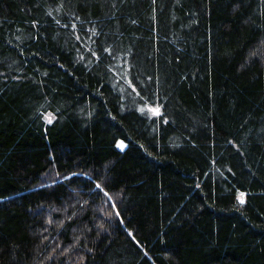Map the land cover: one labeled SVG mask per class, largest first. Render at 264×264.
Returning <instances> with one entry per match:
<instances>
[{"label": "trees", "instance_id": "16d2710c", "mask_svg": "<svg viewBox=\"0 0 264 264\" xmlns=\"http://www.w3.org/2000/svg\"><path fill=\"white\" fill-rule=\"evenodd\" d=\"M0 264H264V0H0Z\"/></svg>", "mask_w": 264, "mask_h": 264}, {"label": "snow or ice", "instance_id": "6c2138e0", "mask_svg": "<svg viewBox=\"0 0 264 264\" xmlns=\"http://www.w3.org/2000/svg\"><path fill=\"white\" fill-rule=\"evenodd\" d=\"M158 111V110H157ZM49 122L51 123V118L49 117ZM121 146H123V145H121Z\"/></svg>", "mask_w": 264, "mask_h": 264}, {"label": "rangeland", "instance_id": "374dc122", "mask_svg": "<svg viewBox=\"0 0 264 264\" xmlns=\"http://www.w3.org/2000/svg\"><path fill=\"white\" fill-rule=\"evenodd\" d=\"M119 143L122 144V142H119ZM119 143H118V144H119ZM123 143H124V142H123Z\"/></svg>", "mask_w": 264, "mask_h": 264}]
</instances>
